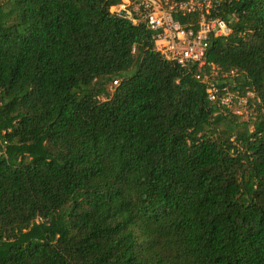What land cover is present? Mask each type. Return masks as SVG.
<instances>
[{"label":"trees","instance_id":"1","mask_svg":"<svg viewBox=\"0 0 264 264\" xmlns=\"http://www.w3.org/2000/svg\"><path fill=\"white\" fill-rule=\"evenodd\" d=\"M120 3L0 0V264H264V0L208 53L247 116Z\"/></svg>","mask_w":264,"mask_h":264},{"label":"built area","instance_id":"2","mask_svg":"<svg viewBox=\"0 0 264 264\" xmlns=\"http://www.w3.org/2000/svg\"><path fill=\"white\" fill-rule=\"evenodd\" d=\"M117 14L132 23H145L151 32L154 50L181 69H195L194 77L207 90L208 100L222 110L234 109L248 115L251 92H231L225 86L228 75L239 76L231 67L227 73L208 62L210 40L229 35V23L218 16L224 5L233 0H120ZM116 10V11H117ZM177 15L196 16V22L183 25ZM243 78V77H242ZM235 79H232V83ZM113 86H118L115 81Z\"/></svg>","mask_w":264,"mask_h":264},{"label":"rangeland","instance_id":"3","mask_svg":"<svg viewBox=\"0 0 264 264\" xmlns=\"http://www.w3.org/2000/svg\"><path fill=\"white\" fill-rule=\"evenodd\" d=\"M117 12H118V10H117ZM134 72H135V70L130 71L129 75H133Z\"/></svg>","mask_w":264,"mask_h":264}]
</instances>
